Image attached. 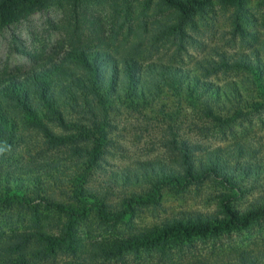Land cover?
Here are the masks:
<instances>
[{"label":"trees","instance_id":"trees-1","mask_svg":"<svg viewBox=\"0 0 264 264\" xmlns=\"http://www.w3.org/2000/svg\"><path fill=\"white\" fill-rule=\"evenodd\" d=\"M53 1L0 0V29ZM219 1L240 8L246 0ZM122 2L128 11V0ZM150 2L145 0V5ZM212 2L156 0L182 21L203 12ZM235 28L242 31L237 18ZM178 29L181 36H187L181 26ZM246 43L250 45L249 40ZM259 45L248 53L230 55L218 51L216 57L196 59L192 67H184L161 61L142 63L131 54L117 58L103 47L72 42L57 58H49L19 74L0 77V211L14 203L39 200L67 218V223L58 228V235L44 230L0 234V264H37L32 258L53 256L58 247L67 253L62 264H131L128 254L139 248L165 251L171 239L242 229L264 218L263 195L241 210L228 206L224 216L195 212L159 225L136 228L124 236L87 243L79 240L69 224L93 216L107 227H115L131 218L139 206L157 204L163 190L179 193L198 182L214 179L237 194L246 177H257L263 172L264 163H256L239 166L241 169L235 174L236 165L228 163L227 151L221 147L206 151L200 143L174 138L167 140L172 148L167 159H144L133 167L112 170L102 193L88 185L93 171L106 168L102 164V147L109 140L107 130L114 127L109 114L118 112L119 106L141 112L172 96L217 119L230 111L242 114L243 109H263L264 59L260 52L264 50V39ZM236 71L238 79L230 76ZM69 114L76 117L71 119ZM54 121L70 132H56L48 124ZM29 127L41 131L49 144L69 143L74 159L67 164L52 160L44 152L33 155L20 131ZM92 135L96 142L85 144ZM23 152L28 156L24 157ZM243 154L244 147L236 143L228 155ZM52 190L71 201L56 199ZM109 194H118V201L107 202ZM231 253V261L196 258L159 264H264V250L241 248Z\"/></svg>","mask_w":264,"mask_h":264},{"label":"rangeland","instance_id":"rangeland-1","mask_svg":"<svg viewBox=\"0 0 264 264\" xmlns=\"http://www.w3.org/2000/svg\"><path fill=\"white\" fill-rule=\"evenodd\" d=\"M128 8L125 12L122 0H54L45 8L11 22L0 29V77L19 74L30 66L57 58L72 42L103 47L117 58L131 54L142 63L161 61L192 67L196 59L216 57L218 51L230 55L251 52L264 39V0H246L240 8L213 0L203 12L188 21H182L172 9H164L156 0H151L148 6L145 0H128ZM235 18L241 24V32L235 28ZM179 26L187 36L180 35ZM260 54L264 59L263 49ZM230 74L235 79L239 77L237 71ZM219 78L223 76L219 75ZM152 105L141 112L119 106L118 112L109 114L114 127L107 130L109 140L102 147L105 159L102 164L106 168L92 172L88 181L90 188L102 193L112 170L133 167L139 160L167 159L172 150L167 140L174 138L200 143L206 151L221 147L227 151L228 163L236 165L235 174L241 165L264 163V108L243 109L242 114L230 111L220 114L217 119L192 108L187 101L177 102L172 96ZM69 116L71 119L76 117ZM48 124L56 132H70L56 121ZM20 131L29 142L33 155L44 152L52 160L60 159L61 163L67 164L74 159L69 143L49 144L41 131L31 127ZM95 142L92 135L85 144ZM236 143L244 147V154L229 156ZM241 186L242 190L233 194L229 186L217 180H203L179 193L163 190L157 204L139 206L131 218L118 222L115 227H107L93 216L69 221V224L79 240L87 243L124 236L136 228L159 225L165 220L195 212L224 216L228 206L241 210L252 199L264 195V171L257 177H246ZM51 193L58 200L71 201L58 190ZM109 195L107 202L118 201V194ZM65 223L67 218L64 215L39 200L14 203L0 211L1 235L36 230L58 235V228ZM61 235L68 236L63 232ZM241 248L256 252L264 250V218L242 229L171 239L166 243L165 251L153 247L139 248L128 256L131 264L196 258L231 261L234 257L232 250ZM52 254L46 258H32V261L62 264L67 256L62 247L55 248Z\"/></svg>","mask_w":264,"mask_h":264}]
</instances>
